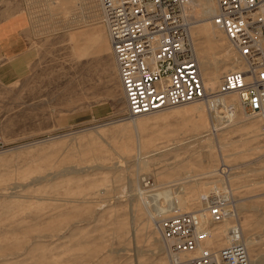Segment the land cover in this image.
I'll list each match as a JSON object with an SVG mask.
<instances>
[{"label": "rangeland", "instance_id": "1", "mask_svg": "<svg viewBox=\"0 0 264 264\" xmlns=\"http://www.w3.org/2000/svg\"><path fill=\"white\" fill-rule=\"evenodd\" d=\"M206 2L185 7L214 89L241 65ZM17 14L32 51L20 77L0 75V264H171L159 226L176 209L194 213L202 249L239 240L264 264V114L232 95L130 117L110 44L76 52L97 26L110 41L97 0H0V20Z\"/></svg>", "mask_w": 264, "mask_h": 264}, {"label": "built area", "instance_id": "2", "mask_svg": "<svg viewBox=\"0 0 264 264\" xmlns=\"http://www.w3.org/2000/svg\"><path fill=\"white\" fill-rule=\"evenodd\" d=\"M116 60L126 111L136 117L169 107L218 99L236 93L250 117L264 114V0H218L214 24L223 31L247 68L226 72L216 88L201 78L186 22V0H98ZM232 109L231 107L229 108ZM214 202V203H213ZM214 221L223 220L219 199L211 200ZM174 253L195 251L199 235L193 212L175 210L160 220ZM174 264H251L242 241L229 244L223 257L208 247Z\"/></svg>", "mask_w": 264, "mask_h": 264}, {"label": "crops", "instance_id": "3", "mask_svg": "<svg viewBox=\"0 0 264 264\" xmlns=\"http://www.w3.org/2000/svg\"><path fill=\"white\" fill-rule=\"evenodd\" d=\"M29 19L24 14H17L0 20V59H11L2 64L10 65L0 70V75H11L13 79L20 77L28 65V55L32 51L29 42ZM104 28L97 26L85 32V41L76 37V52L80 59H84L96 50L110 44L106 38ZM111 46V45H110Z\"/></svg>", "mask_w": 264, "mask_h": 264}, {"label": "bare ground", "instance_id": "4", "mask_svg": "<svg viewBox=\"0 0 264 264\" xmlns=\"http://www.w3.org/2000/svg\"><path fill=\"white\" fill-rule=\"evenodd\" d=\"M187 1L188 0H186V2H185V5H186V3H187ZM97 4H98V6H100L99 5V2H98V0H97ZM188 4H190V3H188ZM217 7H218V0H217ZM99 9H100V7H99ZM204 10V15L207 17L206 19H205V21H208V20H212V23L214 24V17L216 16V14H217V12H218V9L216 10V6H215V0H207V2H206V4H205V8L203 9ZM101 11V10H100ZM185 15H186V7H185ZM186 22H187V25H188V28H189V31L191 30V28L193 27V25H192V23L190 24V23H188V21H187V16H186ZM211 23V24H212ZM204 24H206V23H204ZM214 27L217 29V30H219V31H221L222 33H223V31L222 30H220L218 27H216V25L214 24ZM190 33V37H191V31L189 32ZM224 34V33H223ZM205 35H207L206 34V31L205 30H203L202 31V33H201V35H200V40H202V38L204 39V36ZM225 35V34H224ZM208 36V35H207ZM226 37V36H225ZM215 38V40H214V42L218 45V46H222V44L220 43V40H218L217 39V37H214ZM192 39V38H191ZM226 39H227V41H228V43L230 44V46H231V48L238 54V51L232 46V44H231V42L228 40V38L226 37ZM109 40H110V38H109ZM205 40V39H204ZM193 42V41H192ZM110 45H111V42H110ZM193 51H194V53H195V49H194V44H193ZM195 56H196V53H195ZM238 56L240 57V65H241V67L239 68V69H245V68H247V62L245 61V59H243L239 54H238ZM197 58V57H196ZM197 61H198V59H197ZM206 64H208L207 62H205ZM204 63V64H205ZM198 65H199V62H198ZM199 71H200V66H199ZM201 75V74H200ZM211 75V74H210ZM202 78V77H201ZM210 81H215V79L214 78H211V76H210ZM203 82H204V80H203ZM205 84V83H204ZM206 86V85H205ZM219 86V85H218ZM216 88V87H215ZM232 95H235V96H237L238 97V100H239V102H240V105H241V107H243L242 106V103H241V100H240V97H239V95L238 94H236V93H230V94H227V95H224V96H221V97H226V96H232ZM198 102H203V101H198ZM198 102H193V103H188V104H185V105H189V104H194V103H198ZM185 105H182V106H185ZM179 106H181V105H179ZM170 108V107H169ZM159 111V110H158ZM149 114V113H148ZM145 115V114H144ZM261 115V114H260ZM140 116H142V115H140ZM257 116H259V115H256V116H254V117H257ZM136 117H138V116H136ZM254 117H250V118H254ZM145 192L146 191H142L141 189H139V195H140V197H141V200H142V202L148 207V205H147V203H146V200H145ZM151 215V214H150ZM211 215H212V212H211ZM154 216H153V214L151 215V219H153L154 220ZM212 219H213V221H214V216L212 215ZM223 221V220H222ZM221 221V222H222ZM214 222H216V221H214ZM217 223V222H216ZM218 223H220V222H218ZM196 232H197V228H196ZM197 234H198V232H197ZM166 240V239H165ZM199 241V247L195 250V251H188V252H179V253H174L173 251H172V249H170L169 250V255H170V261H171V264H174L175 262H176V260L177 259H186V258H189V257H194V256H197V255H199V254H201L202 253V251H203V249H202V244H201V241H200V239L198 240ZM170 248V247H169ZM246 248H247V250H248V247L246 246ZM249 253V252H248Z\"/></svg>", "mask_w": 264, "mask_h": 264}]
</instances>
